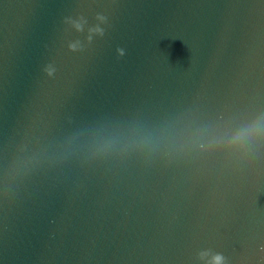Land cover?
Here are the masks:
<instances>
[{
    "label": "water",
    "instance_id": "water-1",
    "mask_svg": "<svg viewBox=\"0 0 264 264\" xmlns=\"http://www.w3.org/2000/svg\"><path fill=\"white\" fill-rule=\"evenodd\" d=\"M259 116L264 0H0V264H264Z\"/></svg>",
    "mask_w": 264,
    "mask_h": 264
},
{
    "label": "clouds",
    "instance_id": "clouds-1",
    "mask_svg": "<svg viewBox=\"0 0 264 264\" xmlns=\"http://www.w3.org/2000/svg\"><path fill=\"white\" fill-rule=\"evenodd\" d=\"M100 18L104 19L103 16H101ZM73 23L78 29L83 28V23L81 21H73ZM90 31L102 32L103 29L97 26L96 28L91 29ZM89 39H91V37H89ZM77 45L78 42L73 43L71 47L75 48L77 47ZM253 139L255 140L264 139V116L257 117L249 125L240 129L237 133L225 138L223 142L219 144V146L229 149H236L243 142ZM208 264H227L226 257H224L222 253H215L210 257Z\"/></svg>",
    "mask_w": 264,
    "mask_h": 264
}]
</instances>
